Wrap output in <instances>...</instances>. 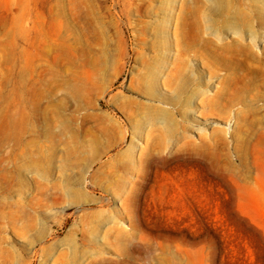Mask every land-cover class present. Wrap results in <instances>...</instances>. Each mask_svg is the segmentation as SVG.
I'll return each mask as SVG.
<instances>
[{
    "label": "rangeland",
    "instance_id": "1",
    "mask_svg": "<svg viewBox=\"0 0 264 264\" xmlns=\"http://www.w3.org/2000/svg\"><path fill=\"white\" fill-rule=\"evenodd\" d=\"M0 264H264V0H0Z\"/></svg>",
    "mask_w": 264,
    "mask_h": 264
}]
</instances>
